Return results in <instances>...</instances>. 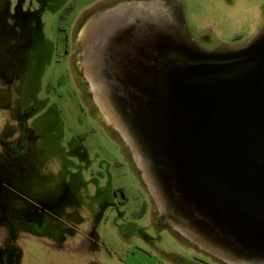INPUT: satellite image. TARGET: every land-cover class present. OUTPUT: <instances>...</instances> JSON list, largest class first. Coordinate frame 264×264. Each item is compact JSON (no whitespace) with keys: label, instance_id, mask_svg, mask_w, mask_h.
<instances>
[{"label":"water","instance_id":"1","mask_svg":"<svg viewBox=\"0 0 264 264\" xmlns=\"http://www.w3.org/2000/svg\"><path fill=\"white\" fill-rule=\"evenodd\" d=\"M126 15L133 18L124 24ZM82 25L77 77L166 226L227 264H264V212L232 179L211 172L183 106L264 80V25L240 45L204 48L170 0H121Z\"/></svg>","mask_w":264,"mask_h":264},{"label":"rangeland","instance_id":"2","mask_svg":"<svg viewBox=\"0 0 264 264\" xmlns=\"http://www.w3.org/2000/svg\"><path fill=\"white\" fill-rule=\"evenodd\" d=\"M33 1L23 0L14 12L12 7L0 10V21L4 17L7 20L3 24L0 22L3 31L0 34V129L7 120L12 121L13 112L22 107L23 113L32 110L34 117L31 116L27 124L38 134L37 138L27 139L25 156L18 161L23 178L17 184H23L26 189H43L59 184V175L67 167H78L83 169L85 178L95 179L91 183H110L117 190V198L121 199L116 214L105 208L102 216L98 212L100 200L97 198L92 200L83 193L70 196L71 202L60 205L69 207L64 213L68 218L55 221L65 236L64 242L59 244L58 241L56 247L89 250L85 255L79 254L68 260L69 264H227L174 233L166 226L154 203L144 214L145 194H148L137 178L133 164L125 154L122 155L118 141L109 130L89 115L71 79V76H79L80 55L85 53L76 42L67 50L70 22L85 11L95 15L105 8H113L117 2L43 0L42 10L36 15L31 12L35 7ZM174 1L180 6L190 36L204 48L240 45L264 25V0ZM65 3L71 7L61 16ZM26 36L28 40L37 37L40 43L32 44L26 53L19 54L13 43ZM72 37H77L76 30ZM25 63L31 72L37 73L22 76ZM47 124L51 129H47ZM76 145L83 148V159L72 153ZM26 206L33 210L29 204ZM94 215L101 216L93 224L101 234L99 240L85 233L91 229ZM12 225L16 231H25L29 226L37 233L46 229L21 219L12 220ZM45 243L49 242L31 234L18 236L17 244L22 250L20 264H47L44 254L48 255L51 250ZM102 246L109 247L112 256Z\"/></svg>","mask_w":264,"mask_h":264},{"label":"flooded vegetation","instance_id":"3","mask_svg":"<svg viewBox=\"0 0 264 264\" xmlns=\"http://www.w3.org/2000/svg\"><path fill=\"white\" fill-rule=\"evenodd\" d=\"M22 1L23 0H13L12 3V0L11 2H9V0H0V10H8L12 7L14 9V12L16 8L19 7ZM118 1L121 0H114L113 3ZM149 1H152L153 3L160 1L163 3L164 0ZM170 2H173L178 8H180V6L174 0H170ZM32 3H34L35 7L33 11H30L34 12L36 15L37 13L39 14V12L42 10L43 0H34ZM63 5L64 6L61 11L62 13L60 14L61 16H63L64 13H67L69 8L71 7L69 3H65ZM105 7L106 6H104V8ZM15 13L18 15V12ZM150 15L152 16V14ZM90 16L91 14L86 13L85 11L77 19L72 20L70 22V26L67 30L66 36L67 50L68 48H70L72 43L76 44V39L72 37L74 30L77 31L78 29H80L83 26L82 24H84L87 18ZM132 18L129 17L128 19V16L126 15L121 20L124 21L126 19L124 21V24H126ZM162 19L165 18L162 17ZM1 20L2 21L0 22H2V24L4 21H7L5 17ZM133 20L137 21V18ZM153 20L156 21V18L154 17ZM18 21L20 22L19 16ZM14 25H16V23H14ZM134 25L137 24L133 23V26ZM2 33L3 31L0 29V34ZM28 34L35 36L32 33ZM18 37H20V32L18 33ZM37 42L40 43L37 37L35 38V40H28V37L26 36L24 40L20 39L18 41H15L13 43V47L15 49H19L18 51H16L19 54L26 53L30 46L32 44L35 45ZM7 57H9L8 54ZM20 58L21 57H18V60L23 61ZM26 63L21 70V75L26 77L30 74L35 75L37 71L31 72V68H29L28 65L26 66ZM71 79L78 92L80 93L81 102L87 109L89 115L93 119L97 120L104 128H107V126L102 123L99 116L96 114L87 95L85 84L81 80H79L78 77L72 78L71 76ZM31 105L32 104H30L29 108L31 107ZM23 110L24 109H22V107H18L16 111H14L12 114V121L7 120L6 125L3 124L0 129V264H20L22 250L21 247L17 244V242L18 236H23V234H31L37 238L49 242L45 243L49 246V249L51 250L48 255L44 254V261L47 264H69L68 260L73 259L74 256H77L79 254L85 255L89 250H74L72 248L70 249L63 247L62 249H59V247H56L58 241L59 244H62L64 242L65 236L64 231L59 229L58 224L55 221L58 222L64 220V218L67 219L68 217H66L64 213L68 212L67 208H69L60 205L63 203L71 202L70 196L76 195L78 193H83V195H86V197H90V199L92 200L96 198L100 200L98 201V207L100 208L98 212L101 213L103 216L105 208H108L110 210L108 212H113L114 214H116V212L119 211L121 199L117 198V190L112 188L110 183L104 185L91 183V180L95 181V179L85 178L83 176V169H80L78 167H67L64 173H61L59 175V184L47 185L43 189H36L32 187H28L26 189L23 184H17V182L21 181L23 178H21V174L23 171L20 169L18 161H20V159L24 158L25 156L26 147L28 144L27 139L31 137L37 138L38 136L35 130L27 124L28 119L34 117V115H31L32 110H30V112L28 113H23ZM46 127L47 129H51V126L48 124L46 125ZM108 129L109 128H107V130ZM110 133L113 138L118 141L122 155L125 154L127 156L120 140L115 136L113 132ZM51 140L54 141L53 139ZM76 147L77 148H75L72 153H74L77 157L83 159L85 157L83 148L80 145H76ZM17 165L18 167H16ZM133 170L136 173L134 168ZM108 180L110 181V179ZM145 196L146 200L144 206V214L146 215L149 211L148 208L151 207V202L149 201L148 195L145 194ZM27 204H29V206H32L33 210L26 208ZM57 208H59V213L57 212ZM16 212L18 214H15ZM94 217L95 219H91V229H88L85 233L86 235L91 234L99 240L101 238V234L95 230L94 225L101 216L94 215ZM14 219H21V221H23L24 223L32 225L33 223H35L36 225H39L40 227L46 229L43 232L37 233L32 229V226H29L26 227L25 231H16L13 230L14 227L12 225V220ZM42 221H46L47 223L43 224ZM102 247L103 250L107 251L109 256H112V250L109 247ZM60 250L62 251L61 254L59 253ZM64 256L66 257L67 261H63Z\"/></svg>","mask_w":264,"mask_h":264},{"label":"trees","instance_id":"4","mask_svg":"<svg viewBox=\"0 0 264 264\" xmlns=\"http://www.w3.org/2000/svg\"><path fill=\"white\" fill-rule=\"evenodd\" d=\"M196 97L183 106L200 155L214 175L232 179L264 212V80L248 79L222 97Z\"/></svg>","mask_w":264,"mask_h":264}]
</instances>
